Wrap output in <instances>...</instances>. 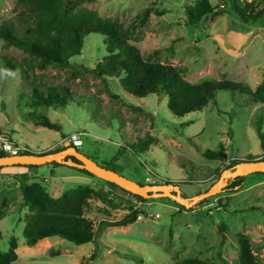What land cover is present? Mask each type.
I'll return each mask as SVG.
<instances>
[{"label": "rangeland", "instance_id": "obj_1", "mask_svg": "<svg viewBox=\"0 0 264 264\" xmlns=\"http://www.w3.org/2000/svg\"><path fill=\"white\" fill-rule=\"evenodd\" d=\"M240 1L252 3L256 10L264 8V0ZM192 3L92 0L80 7L118 23L129 34L128 44L145 60L178 67L190 83L229 80L254 90L264 72V15L243 24L227 6L212 20L190 26L184 13ZM212 4L221 2L212 0ZM18 12L15 0H0V22L14 20ZM0 54L17 62L33 59L17 48H5L1 40ZM107 55L105 37L89 34L69 66L49 65L28 72L44 97L48 88L59 95L68 91L64 107L38 103L24 79L0 67V141L41 153L64 137L77 135L82 142L77 150L98 165L143 185L176 183L185 199L205 192L231 161L264 157L255 131L262 116L264 132V103L220 91L216 105L179 118L168 110L166 95L136 98L123 90V74L98 76L94 69ZM31 114L47 118L60 130L37 125ZM146 135L154 137L147 151L130 148ZM207 150L226 158L207 159L202 155ZM23 176L28 185L38 183L52 197L79 185L108 193L110 204L91 199L84 211L97 232L94 240L77 246L51 237L27 246L22 230L29 212L19 189ZM145 201L112 191L103 180L65 166L0 167V252H7L9 240L15 238L18 259L13 264H175L187 258L239 264L236 235L242 234L264 264V173L249 175L232 192L222 191L188 210L166 198ZM130 207L141 213L135 223L102 225L123 218ZM93 253L96 257L89 262Z\"/></svg>", "mask_w": 264, "mask_h": 264}, {"label": "trees", "instance_id": "obj_2", "mask_svg": "<svg viewBox=\"0 0 264 264\" xmlns=\"http://www.w3.org/2000/svg\"><path fill=\"white\" fill-rule=\"evenodd\" d=\"M92 0H15V6L19 12L14 20L0 22V40L3 46L14 47L27 53L33 59L17 62L7 54H0V67L7 74L16 73L26 81V86L32 89L38 103L64 107L66 96L69 92L64 90L62 95L56 93L53 88H48L44 97L41 86L33 80H29V73L36 67L44 69L52 65L67 67L70 59L81 53L84 38L89 34H97L105 37L107 57L102 63H98L94 72L98 76H115L123 74L120 84L124 91L136 98H145L148 95H166L168 110L176 117L182 118L189 113L202 112L208 105H216V95L220 91L231 94V97L246 96L253 102L264 103V72L261 82L254 90L242 83L221 80L202 81L194 84L186 81L178 67L161 64L153 60H145L139 51L128 44L129 34L115 21L102 18L95 10L80 7ZM221 4L213 5L212 0H193L190 6L185 8V19L188 25H197L203 21L212 20L218 11L229 7L243 24L257 21L264 15V8L256 10L252 3L240 0H219ZM149 13L144 11L143 17ZM16 21L17 23H14ZM156 53V52H155ZM35 123L49 130L59 131L60 128L43 116L30 115ZM262 116L255 122V131L264 153V132L262 131ZM186 126V125H184ZM154 142L152 135L137 139L130 148L138 152H145ZM222 149V148H221ZM56 150L53 152H57ZM30 152L25 151L24 154ZM202 155L210 160L220 158L215 151H205ZM5 156L0 153V157ZM258 156H249L244 161H252ZM264 157L262 158V160ZM75 161L74 159H72ZM241 162V159L229 163L232 165ZM45 166L59 168L64 165L50 163ZM20 168L38 169L42 166H12ZM67 167V166H65ZM86 174L84 170L67 167ZM109 169V168H107ZM218 172V171H217ZM220 176V173H218ZM28 178L23 176L19 182L23 206L29 214L25 217V225L22 230L23 238L27 246H34L37 242L51 237H59L74 245H83L94 240L97 232L91 220L85 217L84 211L89 200L96 199L102 203L110 204L109 194L95 190L87 185H79L62 193L58 197H52L38 183L28 185ZM244 178H237L230 182L224 189L227 193L240 187ZM106 186L119 194H127L141 203L143 198L131 195L114 184L105 182ZM165 184H176L166 181ZM143 185V184H140ZM206 202V199L200 204ZM226 206V205H224ZM251 210H258L252 207ZM248 209V210H249ZM140 211L130 207L129 213L123 218L113 222H102L103 226L120 227L133 224L137 221ZM3 216V215H2ZM219 231L225 230L219 227ZM1 235V234H0ZM239 250V264H263L253 254L249 239L242 234H237ZM17 243L15 238L9 240L7 252H0V264H13L17 259ZM96 257L93 253L88 261L92 262ZM175 264H206L197 258H187Z\"/></svg>", "mask_w": 264, "mask_h": 264}, {"label": "water", "instance_id": "obj_3", "mask_svg": "<svg viewBox=\"0 0 264 264\" xmlns=\"http://www.w3.org/2000/svg\"><path fill=\"white\" fill-rule=\"evenodd\" d=\"M219 157L224 159L226 155L219 153ZM53 162L84 170L93 177L114 184L123 191L141 197L144 200L162 198L173 200L186 210L195 206L200 201L220 194L230 182L237 178H245L252 174L264 173V159H255L252 161L241 160V162L233 165L228 170L221 172L217 182L211 185L205 192L191 199H185L181 195L178 184L140 185V183L132 181L117 172L98 165L74 147H68L57 152H39L0 157V167H12L17 165L45 166Z\"/></svg>", "mask_w": 264, "mask_h": 264}, {"label": "built area", "instance_id": "obj_4", "mask_svg": "<svg viewBox=\"0 0 264 264\" xmlns=\"http://www.w3.org/2000/svg\"><path fill=\"white\" fill-rule=\"evenodd\" d=\"M82 142L78 139L77 135H69L64 137L58 143L54 144L47 151L44 152H53L56 150H63L64 146L74 147L77 149L80 147ZM68 148V147H67ZM27 151L25 147L20 145H14L9 141H0V153H4L5 156H14L24 154Z\"/></svg>", "mask_w": 264, "mask_h": 264}, {"label": "crops", "instance_id": "obj_5", "mask_svg": "<svg viewBox=\"0 0 264 264\" xmlns=\"http://www.w3.org/2000/svg\"><path fill=\"white\" fill-rule=\"evenodd\" d=\"M263 17V16H262ZM47 239V238H46Z\"/></svg>", "mask_w": 264, "mask_h": 264}]
</instances>
